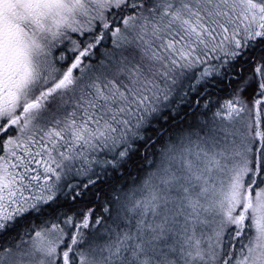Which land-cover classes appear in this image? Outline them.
<instances>
[{
	"label": "snow or ice",
	"instance_id": "snow-or-ice-1",
	"mask_svg": "<svg viewBox=\"0 0 264 264\" xmlns=\"http://www.w3.org/2000/svg\"><path fill=\"white\" fill-rule=\"evenodd\" d=\"M0 264H264V0H0Z\"/></svg>",
	"mask_w": 264,
	"mask_h": 264
}]
</instances>
